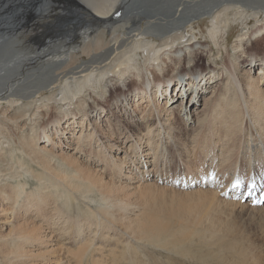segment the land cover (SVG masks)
Here are the masks:
<instances>
[{
    "label": "bare ground",
    "instance_id": "bare-ground-1",
    "mask_svg": "<svg viewBox=\"0 0 264 264\" xmlns=\"http://www.w3.org/2000/svg\"><path fill=\"white\" fill-rule=\"evenodd\" d=\"M174 161L250 184L178 190ZM261 183L264 0H0V264H263L215 216Z\"/></svg>",
    "mask_w": 264,
    "mask_h": 264
},
{
    "label": "rangeland",
    "instance_id": "rangeland-1",
    "mask_svg": "<svg viewBox=\"0 0 264 264\" xmlns=\"http://www.w3.org/2000/svg\"><path fill=\"white\" fill-rule=\"evenodd\" d=\"M7 18V17H6ZM90 17L88 16V19H89ZM119 20V19H118ZM256 23V21H255V19H251L250 20V24H249V27H251L252 25H254ZM210 25H211V22H209V21H207V22H205V23H203V25H201V29H202V31H199V29L197 28L196 30H194L195 32H196V34H198L199 35V37L201 36L202 38V40H205V39H210L208 36V30H209V27H210ZM231 25H232V31L230 32V35H229V38H228V40L230 41V47H231V51L232 52H234V50H233V41H234V39H235V36L239 33V31H242L243 29H244V21L242 20V19H235V20H232L231 21ZM244 26V27H243ZM46 29V28H45ZM33 30H35V29H33ZM56 30V29H55ZM53 33L54 34H58L57 35V38L59 39V40H61V41H65V38H63V36H64V34L65 33H63L62 32V30H57L56 32H51V34L53 35ZM28 37H30V36H28ZM53 39V37L51 38V40ZM32 41V40H31ZM142 58V59H141ZM216 59V61H221L220 62V64H222V62L225 60V59H227L228 60V58L224 55V57L223 56H218L217 58H215ZM142 61V62H141ZM211 61L212 60H210V59H207L206 57H202L201 58V62H202V64L203 65H207V66H210V64H211ZM138 62L140 63V65H142V67H145V58H144V56L143 55H140V57H138ZM247 64V63H246ZM108 93L109 92H106V94L105 95H108ZM93 97H95V95H93ZM59 103V102H58ZM89 103H91V102H88V104ZM62 104V102H60V104L59 105H61ZM90 108V107H89ZM2 109V108H1ZM6 113V112H5ZM112 113L113 112H111V115H112ZM52 114L54 115L55 114V112H53L52 111ZM6 115V114H5ZM51 115H49V116H43V118H41L39 121L38 120H35V121H38L37 123H36V125H35V127H36V131H38V132H40L41 130H42V128L44 127V126H46V125H48V126H46V129H53V126H52V123L50 122L51 121ZM112 119H114L113 117H112ZM30 121V122H29ZM29 121H27L28 123H31L32 121L31 120H29ZM116 121V120H115ZM7 123H9V122H5L4 123V127L6 128V126H7V130L8 131H13V132H21V130H22V132L23 131H28L29 129H30V127L29 126H26V125H24L23 123H20L19 125H17L18 126V128L16 129L15 127H17L16 125L14 126L13 124H11V123H9V125H7ZM34 123V122H33ZM6 125V126H5ZM22 125H24V126H22ZM29 125H31V124H29ZM12 126V127H11ZM26 126V127H25ZM11 127V128H10ZM13 128V129H12ZM23 128V129H22ZM10 129V130H9ZM14 129H16L15 131H14ZM53 137H54V134H53ZM242 140V141H241ZM17 143V141H13V145L14 146H17L18 147V144H16ZM256 141L254 142V140H253V137H251V138H248L246 135H243L242 137H240V139L238 140V143H237V145H236V147H235V149H236V153H239V156H240V158H239V161H240V159H241V155H242V153L244 152H246V151H253L254 149H255V147H256ZM211 150H214V149H216L215 147H213L212 145H210V147H209ZM18 154H20L21 155V153L20 152H18ZM165 155H166V152H165ZM165 155H161L160 156V161H159V163H161V162H164L165 161ZM234 158H236V154H235V157ZM238 158V157H237ZM237 158H236V160H237ZM172 159H175V158H172ZM173 163V165L174 166H171V167H164L163 168V171L166 173H168V174H170V175H174L175 176V178H180V177H182V176H185V175H188L189 173L188 172H183V171H181V168H179V164L178 163H176V161H174V162H172ZM34 165V164H33ZM183 169V168H182ZM241 173V172H240ZM198 175L196 176V175H191V176H187V177H184V179H183V177L178 181V184L176 185L178 188H180V189H178V190H185V191H187V188H186V186L189 184V183H191L193 180H195L196 181V183L197 182H199V183H197V185H203V186H208V187H205V188H209V187H213V188H216V190L217 191H219L218 192V195H219V197L220 198H222L224 201H226V200H231V199H233L232 197H224L223 195H222V187H223V185H226V184H228L229 182H232L233 180H235L236 179V177L237 178H240V181H241V184L243 185V187H245V186H247V185H249L250 184V177H249V174L248 173H241V177H239V175H236V176H233V174L234 173H232V171H226L225 173H223V172H221L220 174H216V173H214V175H216L215 177H217L218 176V178H216L215 179V184H207L205 181H206V178H207V176L206 175H203V174H201V172L200 173H197ZM236 174V173H235ZM213 175V176H214ZM243 175V176H242ZM202 176V177H201ZM221 176V177H220ZM195 177H198V178H195ZM220 177V178H219ZM158 177H155V179H157ZM191 179V180H190ZM204 179V180H203ZM219 179V180H218ZM224 179V180H223ZM249 180V181H248ZM202 181V182H201ZM219 183H218V182ZM204 182V183H203ZM218 184H217V183ZM181 183H185L184 185L183 184H181ZM221 183V184H220ZM230 184V183H229ZM183 185V186H182ZM195 185V184H194ZM222 185V186H221ZM176 186L175 187H173L172 185H170L169 184V187H173V188H176ZM221 188H220V187ZM182 187V188H181ZM218 187V188H217ZM201 187H199V189H200ZM193 189H198V187H195V188H193ZM188 190H191V189H188ZM221 193V194H220ZM223 196V197H222ZM170 199H171V197H170ZM226 199V200H225ZM224 201H222L221 203H222V206H221V211L222 212H219V215H217V213L215 214V216L220 220V221H222V222H232V223H234L235 225H236V228L239 230H241L242 232H244V233H247V236L250 238V240H248V241H251V244H250V246H254L255 247V250L253 251H251L253 254L255 253V251H256V254H257V251H258V253H259V251L261 252V253H259V254H257V256H259V255H261V254H263V255H261V256H263V257H261L260 258V263H263L264 264V261H262V260H264V211H261L260 209H259V206H261L260 204H258V205H252L251 207H249V208H243L242 209V207H239L238 205H232V204H230V203H227V202H224ZM232 205V206H231ZM224 209H226V211L224 210ZM224 210V211H223ZM263 212V213H262ZM250 215V216H249ZM253 233V234H252ZM248 238V239H249ZM257 246H258V248H257ZM257 248V249H256ZM262 248V249H261ZM250 249H252L251 247H250ZM255 254V255H256ZM161 255H159V256H157V258H158V260L159 261H162L164 258H163V256L162 257H160ZM150 257L151 256H148L147 258L148 259H150ZM225 258L226 259H228V258H230V256H228L227 257V254H226V256H225ZM180 260V259H179ZM196 262V264H204L205 262H203V261H195ZM211 264H213V262H210ZM183 264H185V263H183ZM206 264H208V263H206ZM215 264H221V263H215Z\"/></svg>",
    "mask_w": 264,
    "mask_h": 264
},
{
    "label": "snow or ice",
    "instance_id": "snow-or-ice-1",
    "mask_svg": "<svg viewBox=\"0 0 264 264\" xmlns=\"http://www.w3.org/2000/svg\"><path fill=\"white\" fill-rule=\"evenodd\" d=\"M241 183V181L239 180V179H237V181H236V185H239ZM258 203H264V199H262V200H259V201H257Z\"/></svg>",
    "mask_w": 264,
    "mask_h": 264
}]
</instances>
